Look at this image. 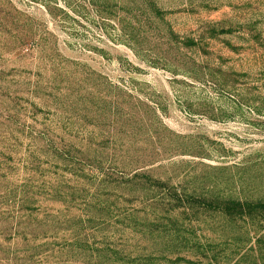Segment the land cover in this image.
<instances>
[{"label": "rangeland", "instance_id": "obj_1", "mask_svg": "<svg viewBox=\"0 0 264 264\" xmlns=\"http://www.w3.org/2000/svg\"><path fill=\"white\" fill-rule=\"evenodd\" d=\"M0 264H264V0H0Z\"/></svg>", "mask_w": 264, "mask_h": 264}]
</instances>
